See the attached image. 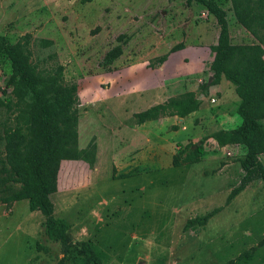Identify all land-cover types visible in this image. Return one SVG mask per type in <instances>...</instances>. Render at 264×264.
<instances>
[{"label": "rangeland", "instance_id": "1", "mask_svg": "<svg viewBox=\"0 0 264 264\" xmlns=\"http://www.w3.org/2000/svg\"><path fill=\"white\" fill-rule=\"evenodd\" d=\"M17 1L0 0V35L11 44L31 35L32 60L39 70L58 61L64 80L78 86L101 77L102 70L117 63L125 52L151 54L157 39L167 38L172 14L178 9L187 14L194 11L197 22L207 10L196 0ZM216 1L226 12L231 43H252V36L236 23L230 3ZM209 22H216L210 13L201 24ZM39 39L53 44L42 47ZM116 48L117 57L108 62L107 55ZM9 71L7 58L0 55V79L5 81ZM228 84L233 94L222 108L229 112L227 118L236 116L237 121L217 119L202 124L205 135L200 141L207 156L203 163L189 168H132L131 175L122 178L112 167L113 160L97 170L82 161H62L58 189L50 201L54 217L70 224L69 240H90L102 264H225L231 260L264 264V245H259L264 238V184L243 170V147L220 148L211 138L225 130L220 128L233 129L241 122L240 99ZM209 107L211 112L219 109L217 104ZM78 110L82 117L84 113ZM6 118L5 109L0 108V126ZM114 159L118 164V154ZM258 161L264 167V154ZM28 214L27 201H20L5 227L0 222V264H24L26 257H31V264H58L59 244L42 242L38 249L33 238L16 230ZM206 215L205 223L188 224Z\"/></svg>", "mask_w": 264, "mask_h": 264}, {"label": "trees", "instance_id": "2", "mask_svg": "<svg viewBox=\"0 0 264 264\" xmlns=\"http://www.w3.org/2000/svg\"><path fill=\"white\" fill-rule=\"evenodd\" d=\"M196 1L214 17L219 29L217 43L210 48V85L224 78L234 86L240 99L237 107L240 124L230 130H219L211 138L220 148L243 147V170L256 175L264 184V167L258 161V156L264 154V0H227L236 23L254 39L250 44L241 45L231 43L226 12L219 1ZM30 39L31 35L26 34L11 44L0 35V55L7 58L10 66L4 81L6 90L0 91V108L7 114L0 126V205L10 207L25 200L30 211L42 214L44 221L36 247L41 248L42 242L59 244L62 257L58 264H102L90 240L70 241V224L53 214L50 195L58 189L61 162L82 161L92 167L95 147L93 144L84 150L78 147L76 83L64 80V68L58 61L39 70V65L32 60ZM37 42L42 47L53 44L48 39ZM118 52L117 48L110 52L107 61L116 58ZM54 57L55 54L49 56ZM165 58L161 57L158 62L162 63ZM198 107L194 95L187 93L135 117L138 123L161 116L184 118ZM203 143L200 141L195 150L192 144L179 149L172 158V166L200 162ZM208 217L195 218L188 224H203ZM259 245H264V238ZM225 264H234V261Z\"/></svg>", "mask_w": 264, "mask_h": 264}, {"label": "crops", "instance_id": "3", "mask_svg": "<svg viewBox=\"0 0 264 264\" xmlns=\"http://www.w3.org/2000/svg\"><path fill=\"white\" fill-rule=\"evenodd\" d=\"M178 10L172 14L167 38L157 39L151 54L130 56L124 50L117 63L102 70L101 77L84 80L80 86L76 84L78 109L80 107L84 113L82 117L79 114L78 147L84 150L90 144L94 145L95 162L90 168L97 170L113 160L112 167L121 172L122 178L129 177L135 170L132 168L170 169L172 158L179 149L200 142L205 135L202 131L204 122L237 121L236 116L227 118L229 112L222 108L226 106L227 96L233 94L230 84L224 79L217 84H208L212 81L210 48L218 38L216 22L201 24L196 21L194 11L187 14ZM160 57L166 58L162 63L155 62ZM187 93L194 95L199 107L186 117L161 116L137 122V114ZM210 93L216 98L213 104L219 105L218 111L210 110ZM115 154H118V164ZM206 158L204 153L198 163L205 162ZM17 203L9 208L0 205V222L3 221L4 227L11 220ZM43 221L40 212L29 210L16 230L37 243ZM31 262V257L24 260V264Z\"/></svg>", "mask_w": 264, "mask_h": 264}, {"label": "built area", "instance_id": "4", "mask_svg": "<svg viewBox=\"0 0 264 264\" xmlns=\"http://www.w3.org/2000/svg\"><path fill=\"white\" fill-rule=\"evenodd\" d=\"M198 18L201 21H206L209 18V12L207 10L202 11L200 13V15L198 16ZM2 90H6V87H5V84H4V78L0 79V91H2ZM209 101L212 104L215 103V101H216V98H215V96L212 93H210V95H209ZM227 155L228 156H232V152H227Z\"/></svg>", "mask_w": 264, "mask_h": 264}, {"label": "water", "instance_id": "5", "mask_svg": "<svg viewBox=\"0 0 264 264\" xmlns=\"http://www.w3.org/2000/svg\"><path fill=\"white\" fill-rule=\"evenodd\" d=\"M200 146V142H198L196 145H194L193 147H192V150H195L197 147H199Z\"/></svg>", "mask_w": 264, "mask_h": 264}]
</instances>
